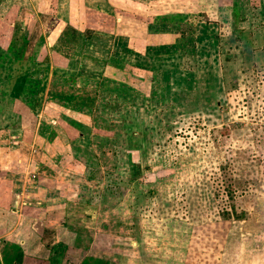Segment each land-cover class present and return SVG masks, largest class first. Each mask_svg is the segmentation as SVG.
Instances as JSON below:
<instances>
[{
    "label": "rangeland",
    "instance_id": "374dc122",
    "mask_svg": "<svg viewBox=\"0 0 264 264\" xmlns=\"http://www.w3.org/2000/svg\"><path fill=\"white\" fill-rule=\"evenodd\" d=\"M1 1L16 19L0 29L11 41L10 83L31 73L22 92L37 113L64 95L89 112L71 148L52 156L71 162L61 170L47 158L53 142L36 153L26 141L0 148V161L12 159L3 194H17L23 168L15 163L28 157L45 193L62 186L70 196L63 230L37 222L44 255L75 264H264V56L254 61L229 10L219 23L211 1L199 2L202 14L186 0L187 13L165 23L143 5L155 2L160 13L164 0ZM252 10L236 12L259 14ZM167 32L169 43L150 38ZM5 72L0 96L10 90ZM50 194L48 208L61 209Z\"/></svg>",
    "mask_w": 264,
    "mask_h": 264
},
{
    "label": "crops",
    "instance_id": "0c3cea01",
    "mask_svg": "<svg viewBox=\"0 0 264 264\" xmlns=\"http://www.w3.org/2000/svg\"><path fill=\"white\" fill-rule=\"evenodd\" d=\"M202 1L204 0H196L192 4L198 13H202L201 11L197 10L200 7L199 2ZM208 1H211V7L218 16V19L214 20L216 22L223 23L224 21L219 20L220 14L224 12L222 9L225 8L227 11L229 10L228 22L231 21L235 25H240L239 28L242 31L239 33L241 39L244 41L243 46H249L248 53L251 56H254L255 54L257 60L254 59V61H258L262 56H264V0ZM68 2L70 5L71 0H68ZM185 2L186 0H164L161 7L155 6V8H160V10H162L160 13L152 7L155 2L147 1V5L143 3L142 4L144 5V8L146 6L144 13L148 17L163 15L166 23L168 19L172 18L173 15L176 16L178 14L179 16L187 13L186 10H183L187 7ZM11 6L7 5V1H1L0 3V10L1 8H5V11H7L4 15L0 14V29H2L5 33L9 31V29H12L16 21V19L13 20L11 15L10 17H5V15L8 14V11H10L12 8ZM241 7L245 9H256L259 14H245L244 16L239 17L237 15L236 9H240ZM15 8L17 9L18 6ZM15 16L16 15H14V17ZM122 19L123 18L118 19L116 22V36L119 34L118 27L119 22H121ZM69 20V14L63 17V21L68 22ZM161 34L162 33H154V35L150 38L152 39L155 37H162L167 40V43H169V39H171L170 33L167 32L164 33V35ZM121 36L120 38L123 39L127 36L129 39L131 38L132 41H134L135 38V36L133 38L127 34H121ZM149 36L150 35H147L146 39H149ZM10 43L11 41L8 42L6 37L4 39L2 38V35H0V59L5 58V60L0 61V70L2 68L3 71H6V75L4 76V84L10 83L9 79L12 68V64L10 63L13 62V60L9 58V55L11 56L9 52ZM106 62L107 63L105 67L113 68V65H111V60ZM116 69L122 71L126 70V68ZM30 74L31 73L28 74L27 70L20 73L16 79V82L9 84L10 90L4 89L5 94L0 96V148L2 147L3 152L6 150L9 151L17 147L18 143L22 144L26 141V143L30 144V153L32 151L36 153L39 149L37 148V145L40 147V149H44V146L42 145L43 142L47 144L49 142H53L55 143L53 145L55 146L53 149L55 155H53L52 152H47V158L48 160L53 161L55 168L61 170V167H67L69 165L68 163L71 162L69 160L54 162L52 156H55L56 158L60 156L62 157V150L71 148V135L75 133L74 127H76L77 123L85 125L89 121V112L86 113L83 111V109H79L77 111L73 109V107L76 105L74 102L75 100L70 97L72 99V102H70L71 100L69 95H64L63 98L60 97L63 99L62 101L57 100L56 102L55 98H48L47 101L44 100V110H49L50 116L46 115L44 110H41V112L37 113V111H34L30 105L32 100H27L26 96H23L22 92L27 87L26 82L28 79H30ZM15 86H19V93H14L18 92V90L15 89ZM122 87L125 86H121V88ZM0 90H2L1 87ZM55 96L59 97L63 95L58 94ZM55 106L60 108L62 111L60 113L55 111ZM17 109L23 110V113L21 112L19 114ZM64 124L67 126L65 127ZM47 125H49L48 129H46V127H48ZM77 135L81 137L84 135V132L83 134L79 133ZM13 145H15V147ZM1 154L2 152L0 153V156ZM11 160L12 159L9 154V157H4V161L6 163H4V161H0V174L3 173L4 177L7 176L0 183V264H75L74 261L66 258H56L55 255L52 254L44 255V250H46V245L48 244L41 243L42 241H39L40 238L37 240L34 238L36 235L37 222H42V220L43 228L46 230H63L64 225L62 222L64 221L63 217H65L67 212V210H65V206L69 203V194L65 189H63L62 186H60V191L51 189V191L48 190L47 193H45V190L41 187L43 180H41V177H39L38 171L36 172L35 170L36 165L31 163V160H29L28 157H20L15 163L17 167L20 165L23 168L21 173L22 185L17 192L19 195L16 194L13 196L5 195V193L3 194V190L6 186L9 187L8 192H11L12 180H9V174L7 175L5 171L10 170V172H12ZM47 163H45V165ZM57 163L58 165H56ZM61 183L64 182L61 181ZM28 185L30 187L33 186L37 188V191L35 189V191L32 190L29 192L30 190L26 188ZM51 192L58 194L56 199H61L63 201L62 208L57 209V211L52 208L49 209L47 205L49 200L55 199V195H51ZM12 249H14V252H12Z\"/></svg>",
    "mask_w": 264,
    "mask_h": 264
}]
</instances>
